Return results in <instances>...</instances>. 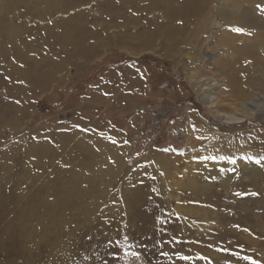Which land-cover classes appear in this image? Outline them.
<instances>
[{
  "label": "rangeland",
  "instance_id": "374dc122",
  "mask_svg": "<svg viewBox=\"0 0 264 264\" xmlns=\"http://www.w3.org/2000/svg\"><path fill=\"white\" fill-rule=\"evenodd\" d=\"M112 2L120 7L121 14L125 13L121 0L84 2L85 8L90 7L86 9L87 17L97 23L94 25L98 33L97 39L90 37L86 48L79 51L85 55L99 40L98 46L104 48L98 55L76 59L78 61L73 65L72 62L66 65L43 90L42 87L38 89L24 84L15 90L16 86L11 84V80L18 84L14 74L9 79L10 83L0 85V192L11 188V194L18 199L13 210L0 220V238L4 237L5 230H9L12 236L21 237L22 234L14 229L22 232L26 220L19 215L22 210L25 212V203L38 194L42 179L49 173L56 170L60 171L63 179L65 174H69L66 179L90 182L84 186L88 189L92 187L93 180L98 182L85 204L88 219H75V215L69 225L63 224L65 231L61 235L65 241L62 243L72 255H68L70 260L64 257V251L55 255L46 252L48 247L51 248L53 238L47 249L45 247L38 253L35 262L29 257L11 258L13 255L8 260H14L13 264H251V261L264 264V224L241 225L242 220L239 221L246 215L259 219L264 217V29L256 26L247 31L245 38L231 31L232 25L218 15L219 25L211 24L208 31L200 34V41L186 46L179 44L181 51L178 48L170 50L166 42L170 40L166 31L168 26L164 24L167 19L161 14L163 10L155 8L153 11L156 12L146 19L145 14H139L141 20L134 18L138 23L131 20L130 24L127 15L120 21L110 16L109 3ZM257 11L264 18V12ZM71 13L63 14V21ZM36 16L40 15L32 13L23 17L25 26L36 30L27 35L28 43L46 31L47 26L44 30L43 25L48 21ZM149 21L152 27L148 29ZM107 34L110 36L106 37ZM135 34L140 38L138 43L125 48L124 42ZM258 40L262 43L257 44ZM71 42L67 44L70 49L63 51L66 52L63 56H67L63 58L65 60L68 56L70 60L76 58L75 43ZM91 44H95L94 47ZM44 47L38 48L42 50ZM199 83L208 87L215 97L217 104L214 107L208 104L199 90ZM241 93L244 96H240ZM96 97L98 102H93ZM248 112L250 117L243 118ZM21 114L25 115L21 117ZM225 115H237L243 121L227 122L223 118ZM93 141L98 143L96 145L108 143L112 147L116 143H120V147L125 144L120 170L113 167L116 164L113 154L117 148L111 151L113 154L107 149L108 163L105 157L96 154L99 148ZM87 142L92 144L87 156L86 153L74 154L77 145H87ZM46 146H52L55 155H48ZM233 159L235 164L231 163ZM256 160L262 163L258 165L254 162ZM36 178H41L40 182L35 183ZM190 186L197 187L199 191H192ZM140 189H149V196L161 198L162 203L169 200L170 206L163 203L165 206L155 207L151 212L144 210L136 197ZM253 192L257 195L250 194ZM207 194H211L212 199L203 202L205 209L199 211L196 208ZM8 203L10 200L4 206ZM160 211L167 215L160 217ZM206 211L207 215H204ZM234 214H239V219ZM170 222L175 225L174 229H169ZM180 225L199 235H180L175 232ZM222 225L228 228L232 239L221 237L212 246L205 244L202 239L209 241ZM107 231L113 233L107 244L95 241L100 233L106 234ZM200 235L205 238H196ZM233 236L239 241L237 246L225 249L222 242L233 240ZM86 239H91V242L83 245ZM18 240L24 244L27 239ZM90 245H94L93 249ZM73 247L74 250L71 249ZM17 248L20 249L16 246L15 250ZM131 252L139 253V258L133 257Z\"/></svg>",
  "mask_w": 264,
  "mask_h": 264
},
{
  "label": "bare ground",
  "instance_id": "6f19581e",
  "mask_svg": "<svg viewBox=\"0 0 264 264\" xmlns=\"http://www.w3.org/2000/svg\"><path fill=\"white\" fill-rule=\"evenodd\" d=\"M85 1L86 0H0V77L3 78V80H0V85H4L5 86V84H4L5 82L10 83L9 79L10 78H13L14 75H15V77H16L15 81L18 82V84L16 85L11 80V84L13 86H16V87H14V88H16L15 90H17L18 88L21 89L20 86H22V84L27 85V87H33V88H38V89L40 87H42L41 89L43 90L44 88L46 89L48 87L47 86L48 85V82L53 81V78H54L55 74L63 71L65 69L66 65H71V64L73 65V63H75L76 61H78L76 59H79V60H81L82 58L83 59L84 58L85 59L86 58L87 59H90V57H93V56L98 55L100 53V49L102 50L104 48V46H98L99 40L95 42V44L97 43V45L95 47H94L95 44L94 45L91 44L92 45L91 47H94V49L90 48L85 55H82L80 53V51H79V50L82 51V49H85L86 48V45L88 44L89 40H91L90 37H93L94 40L97 39V35L96 34L98 33L96 31V25H94V23H96V22H94L92 19H90L89 17H87V14L86 13L88 11L86 9H88L90 7L88 5L87 6L88 8H85L86 7L85 4H84ZM110 1H112V0H110ZM113 1H115V0H113ZM121 1L123 2V3H121L122 4V11L123 10L125 11V13L124 12H122V13H124V14H121L120 13L121 9H120V7L119 8L116 7L117 6L116 4H113V2L112 3H109V6L111 7V11H110L111 12V15L110 16L114 20L115 19H119V21H120V19L123 18L122 16H125V17L128 16V19H130L129 20V23H130L131 20H132V23H133V22H137V21L134 20V18L136 20L137 19L138 20H141L140 18L142 16L141 15L139 16V14H145L144 15V18L146 19V18H148L149 14H151L153 12H156V11H153V10H155V8H157V10L158 9L159 10H163V13L161 11L160 12L163 15V18H166L167 19L166 23H164V24H166V26H168L167 29H166V31L170 35V40H168L166 42H167V44H168L167 46H169V49L170 50L171 49L177 50V48L180 49L181 47H179V44H181L182 46H184V45L186 46L187 44H195L198 41H200L198 39L199 36H200V34H202V33L204 34L205 31H208V28H209V26L211 24L219 25L218 24V21L219 20L217 19L218 15H220L222 17V19L226 23H228L229 25H232L231 29L234 28V27H241L244 30V32H246V33H247V31H250V30L255 29L256 26H258V28H260L261 30L264 29V18H262L261 16H259L258 11H257V9H258L257 8V5L263 4L264 0H221L219 2H217L216 0H174V2H172L173 0H121ZM175 1H176V3H175ZM177 1H178V4H177ZM220 3H221V6H220ZM70 11H72V13H71L72 16L70 15V16H68V18L66 17L67 20L66 21H63V20H65L63 18L65 15L64 16H62V15L63 14L68 15L70 13ZM22 13H24V14H22ZM32 13H34V15H38L39 14L41 17L40 16H36V18H38L40 20L44 19V21L47 20L48 22H46V24L43 25V29L44 30H45L44 27L47 26L46 27V31H44L40 36H38L34 41L28 43V42H26V41H28L27 35L30 36L32 34V32H35L36 30L35 29L29 30L25 26V24H24V18L23 17L26 16L27 14H32ZM177 18H179L180 20H174V19H177ZM95 20H97V19H95ZM34 21H36V20L34 19ZM126 22H128V21H126ZM112 23H113V21H112ZM145 23L147 24V22H145ZM148 23L149 24L146 25V28L149 29V27H152L151 26L152 24H150V21ZM106 26H105V28H106L105 30H107V28H108ZM127 26H126V28H127ZM136 26H138V25H136ZM215 29H216V27H215ZM59 31H60V33H59ZM142 34H144V33H142ZM147 34H149V33H147ZM103 35H104V33H103ZM108 35L109 34H107L106 37H109L110 36V35L109 36ZM236 35H237V33H236ZM241 36L246 38L245 35H241ZM140 37H141V35H140ZM152 38H154V37H152ZM3 39H5V40L3 41ZM139 39L140 38H139L138 35H136V34L133 35L132 39L124 42L125 48H127V46L129 48L130 47L129 45H132V44L136 43L137 41H139ZM262 39H264V38H262ZM71 41L73 43H75V46H74V49L73 50H74V55L76 56V58L73 59V60L72 59L70 60L69 59V56H68V59L65 60L63 58L64 57L67 58V56H63V55H66L65 54L66 52H63V51H65V48H69L67 46L69 45V43ZM143 42H144V40H143ZM256 43L257 44H260V43H262V41L261 40H258V41H256ZM140 44H143V43H140ZM140 44H137V45H140ZM40 46H42V47L45 46V47L41 50L40 48H38ZM149 46H150V44H149ZM246 46H248V44ZM71 47H73V46H71ZM145 48H147V47H145ZM181 50L182 49H180V51ZM250 53H251V51H250ZM71 54H73V53H71ZM129 54L134 55L132 52H129ZM71 58H73V57H71ZM78 65H79V63H78ZM23 76L25 77V79L23 78ZM22 81L25 82V83H21ZM199 84H201V85H197V86H199V90L204 94V96L206 98V101H208V104H212V106L214 107L217 104L215 102L216 99L214 100L215 97H213V94L210 93L208 87H205V85H203L202 83H199ZM234 84H236V83H234ZM236 86L239 87V85H236ZM240 87H241V85H240ZM235 89L238 90V88H235ZM242 95L243 94L241 93L240 96H242ZM100 97H101V95H100ZM96 99H98V97H96L93 100V102L94 101H97L98 102V100H96ZM97 102H95V103H97ZM105 103H106V100H105ZM130 103H133V102H130ZM249 110L250 109L247 108V111H249ZM7 112L9 114H12L13 113V111H7ZM249 113L250 112H248L246 116L244 115L245 117H243V118H247L248 119L250 117V115H251ZM24 115L25 114H21L20 116L22 117ZM223 118L227 122H234V123H236V122L243 121V118L242 117H238L237 115H225ZM18 120H19V118H18ZM17 127L18 126H16V128ZM93 136H95V135H93ZM115 137H117V136H115ZM84 138H85V136H84ZM86 141H88V140H86ZM93 142H95L94 145H96L97 142L96 141H93ZM87 143H88L87 145H83V144H79L78 143L79 145L76 146V149L77 150L74 151V154H79V153L80 154H83V153H86L85 155L87 156L89 154V151L92 150V144H91V142H87ZM119 144L120 143H116L115 147H112V145H110L108 143H106V144L105 143L104 144L101 143V145H96L97 146L96 148H99L97 150L96 154L98 153V154L102 155L103 157H105L106 158V161L108 163H109V159L107 157L108 156L107 155V149H109L110 152H111L114 148L115 149L117 148L114 151L115 154H113L114 152L113 153L111 152L113 154L115 160H116V162H115L116 164H114V166L113 165L112 166L116 170H118V169L120 170L119 166H122L123 151H124V149L126 147L125 144H123L122 147H120ZM45 148H46V152L48 153V155L49 154L51 156L53 154L55 155V153L53 152V147L52 146H46ZM39 161H41V160H39ZM45 163H49V162H45ZM48 168H50V166ZM64 169H66V168H64ZM109 175L112 176L113 174L111 175V173H110ZM45 177L46 178L42 179L43 180V183L41 185V189L39 190L38 194L34 195L29 201H27L25 203V208H24L25 209V212H24V210H22L21 211L22 214L19 215L20 217H23L24 220H26V222H25V225L26 226H25V229H23L22 232H21V229H14V231L18 232V234H22L21 237L17 233H16V235H18V236H15L14 234L12 236L9 230H5L4 231V237L3 238H0L1 239L0 240V264H13L14 263V260H8V259H10V255H13V256H11V258L12 257H14V258L29 257L30 259H33V261L35 262V259H36V256L38 255V253L41 252V251L43 252L45 247L47 249V247L49 245V242L52 241V240L54 242H52L51 248L48 247V249H47L46 252L47 253L50 252V253H53L55 255V254H58L61 251H64L65 252V256L64 257L66 259L70 260L68 258V255H70V257L72 255L68 253V249H66V247L64 248V246H66V245L62 243V242L65 241L64 239H62L63 238V235H61L65 231L64 230L65 227H64L63 224L65 222V224L69 225L70 222L73 221L75 215H76L75 216V219L77 218L79 220H80V218L83 220V219L89 217V216H87V212H88L87 210L88 209L86 208V205L85 204L89 201V196L95 192L94 187L96 185H98V182L96 183V181L93 180L92 187L88 189V188H86L87 187L86 184H91L90 182L87 183V181H86V183H85V182L80 181V180H79L80 182H77V181H74L75 179L74 180L66 179V178H69V174H65V178L63 179L60 171H56V170L53 171L52 173H49L48 176H45ZM222 177H224V176H222ZM257 177H259V175ZM132 178H135V177H132ZM249 178H251V177H249ZM40 179L41 178H36L35 179V183L40 182ZM221 179H223V178H221ZM149 180H150V178H149ZM114 181H115V179H114ZM151 183H152V181H151ZM194 184H195V182H194ZM84 186H86V187L84 188ZM235 186H236V184H235ZM109 187H110V185H109ZM134 187H136V186H134ZM193 187L190 186V188L192 189V191H195V192L199 191V189H196L197 187H194V188ZM138 188H140V185H139ZM214 189H215V187H214ZM148 190L147 191H142L140 189L138 192H136V197H138L137 201L139 202L138 204L141 205L142 208H144V210L151 212L150 210L154 209L155 207L160 208V207L165 206L166 204L169 203L168 202L169 200H168L166 202H163L165 204L164 205L161 202V198L150 197L149 196L150 195V191H148ZM246 190H247V188H246ZM246 190H244V191H246ZM105 191H107V190H105ZM131 192H133V191H131ZM227 192H228V190H227ZM108 193H110V192H108ZM126 194L127 193H125V195ZM128 195H127V197H128ZM207 196H209V197H207ZM211 196H212L211 194H207L206 197H205V200L200 201V204L198 205L199 208H196V209H198L199 211L205 209V208H203V207H205V206H203L205 204L203 202H208L210 199H212ZM131 197H133V196H131ZM251 197H253V196H251ZM116 198H117V196H116ZM8 200H10V203H8L7 205L4 206V204ZM133 200H135V199H133ZM113 201H115V200H113ZM131 201H132V199H131ZM259 201H260V199H259ZM253 202H255V201H253ZM15 204H18V199H17V196L16 195L13 197V195L11 194V188L10 189H7V190L5 188V191H3L2 193L0 192V220L2 218H4L11 209L13 210ZM252 205H254V204H252ZM237 206H239V204ZM120 207H122V206H120ZM195 207H197V206H195ZM128 208L129 207H127V209ZM215 208H217V207H215ZM165 210H166V207H165ZM185 210H186V212L188 211L187 208H185ZM214 211H215V209H214ZM259 211H261V210H259ZM169 212H170V210H169ZM160 214H161L160 217L161 216L162 217H165L167 215V213L162 214L161 211H160ZM203 214L204 215H207V211L205 213H203ZM129 215H130V213H129ZM124 216H125V214H124ZM131 216H133V215H131ZM137 217H139V216L137 215ZM192 217H193V215H192ZM217 217H218V215H217ZM231 217H233V216H231ZM234 217H237L239 219L240 215L239 214H236V215L234 214ZM226 218H227V216H226ZM237 218H234V219L231 218V219L233 221H236V220H238ZM9 219H10V217H9ZM161 219L163 220V218H161ZM240 220H242L241 225H244V224L250 225V223H258V222L264 224V217L262 219H259V218H254L252 215H246V216L240 217L239 221ZM207 222H208V220L206 221V223ZM129 223H130V221H129ZM161 223H163V222H161ZM193 223H195V222H193ZM82 224H84V223H82ZM88 224H89V222H88ZM154 224H155V222H154ZM71 225H73V224H71ZM168 225H169V229H174V227H175V225H173V222L172 223L171 222L168 223ZM86 228H88V227H86ZM203 228H205V227H203ZM208 228H207V230H208ZM213 228H214V226H213ZM220 228H219V230L217 229L218 232L211 239H209V241H207L206 239H202V238H205L202 235H200V237H196V236L195 237L198 238V239H202L205 242V244H207L209 246H212L214 244V242L216 240L218 241V239H220L221 237H223V239H224V237H228V240L229 239H232L231 236H230L232 234L229 233V230H228L227 227H224L222 225ZM200 230H201V227H200ZM197 231H198V229H197ZM175 232H177V233H179L180 235H183V236H191L192 234L199 235L198 233H195L193 230H188V228H185L184 226H181V225H180V228L178 227ZM111 233L112 232H110V231H107L106 234L105 233H100L99 236H97V238H96L95 241H102V242H104V243L107 244L108 241H110L108 239L112 238V234L113 233L112 234ZM140 233H141V231H139V234ZM70 234H72V233H70ZM85 236H87V235H85ZM18 239H22V240H26L27 239L26 241H24L26 244L25 243L24 244H20V242H19ZM234 239H236V238L234 237ZM234 239L233 240H230L228 242H226V241L225 242H222L224 240H221V242L224 243V244H222L223 247L225 249H229V250L230 249H234L237 246L238 242H239L237 239L236 240H234ZM16 241H18L19 243L16 244ZM66 241H68V240H66ZM70 241H71V239H70ZM90 242H91V239H86V240H84V244L83 245L89 244ZM82 243H83V241H82ZM23 245H24V247L21 248V246H23ZM73 245H74V243H73ZM16 246L19 247L20 249L17 248V250H15ZM93 246L94 245L91 246L92 249H93ZM165 248H166V246H165ZM71 249L74 250V247L71 248ZM80 249H81V247H80ZM10 250H11V252H9ZM162 251H164V250H162ZM221 251H223V250H221ZM169 256H170V254H169ZM240 260H242V259H240ZM179 261H181V260H179ZM198 261L201 262V260H198ZM185 263H186V261H185ZM204 263H205V261H204ZM15 264H17V263H15ZM62 264H69V263L68 262H62ZM189 264H190V262H189Z\"/></svg>",
  "mask_w": 264,
  "mask_h": 264
},
{
  "label": "snow or ice",
  "instance_id": "6c2138e0",
  "mask_svg": "<svg viewBox=\"0 0 264 264\" xmlns=\"http://www.w3.org/2000/svg\"><path fill=\"white\" fill-rule=\"evenodd\" d=\"M257 8L261 11V12H264V5H257ZM231 31H233V32H235V33H237V34H239V35H247L248 33H246V32H244V30L241 28V27H234V28H232L231 29ZM83 131V130H82ZM112 143H116L115 141H112ZM256 164H258V165H260L261 163H262V161L261 160H256V161H254ZM231 163H233V164H235L236 163V160L235 159H233L232 161H231ZM251 195H253V196H255V195H257V193H250ZM237 195L239 196V195H241L240 193H237ZM125 241H127V237H125ZM131 255L133 256V257H135V258H139V253H137V252H131ZM180 259H187V257H180ZM244 259H247V260H250L251 258H249V257H244ZM209 264H210V262H209ZM251 264H256V262L255 261H251Z\"/></svg>",
  "mask_w": 264,
  "mask_h": 264
}]
</instances>
